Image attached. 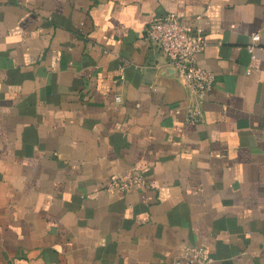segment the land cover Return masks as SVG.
<instances>
[{
	"label": "crops",
	"instance_id": "crops-1",
	"mask_svg": "<svg viewBox=\"0 0 264 264\" xmlns=\"http://www.w3.org/2000/svg\"><path fill=\"white\" fill-rule=\"evenodd\" d=\"M171 12L208 40L204 97L146 38ZM129 171L145 184L110 185ZM189 246L264 264V0H0V264H199Z\"/></svg>",
	"mask_w": 264,
	"mask_h": 264
},
{
	"label": "built area",
	"instance_id": "built-area-1",
	"mask_svg": "<svg viewBox=\"0 0 264 264\" xmlns=\"http://www.w3.org/2000/svg\"><path fill=\"white\" fill-rule=\"evenodd\" d=\"M146 38L169 59L178 78L199 96L204 97L215 86V75L201 67L198 63L199 55L208 45V40L201 28H194L182 21L180 15L168 13L160 19L154 20L146 29ZM254 44L249 45L253 52L254 45L260 40V35L252 37ZM120 96L115 101L121 102ZM203 120V112L198 105H191L188 109L187 121L196 123ZM146 178L136 171H129L114 179L110 185L120 189H133L144 185ZM187 260L190 263L207 264L212 261L203 247L189 246L186 249ZM175 264H185L182 259Z\"/></svg>",
	"mask_w": 264,
	"mask_h": 264
}]
</instances>
